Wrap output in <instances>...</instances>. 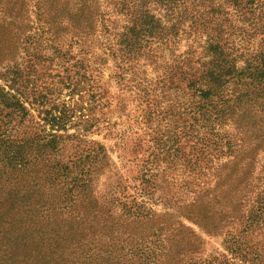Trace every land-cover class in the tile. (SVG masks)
<instances>
[{"label": "rangeland", "instance_id": "obj_1", "mask_svg": "<svg viewBox=\"0 0 264 264\" xmlns=\"http://www.w3.org/2000/svg\"><path fill=\"white\" fill-rule=\"evenodd\" d=\"M100 1L95 17L98 27L86 33L67 18L62 22L66 29L50 25L52 21L43 14L45 6L55 3L64 7V0H0V17L17 15L16 23L0 22V86L11 91L20 85L27 91V114L6 117L14 111L7 108L0 117V133L9 129L6 134L21 146L23 161L27 152L30 160L27 165L10 164L8 152L0 149V264H11L28 254L37 261L41 254H31L30 248L42 245L47 259L52 256L49 264H83L79 252L101 249L111 228L135 230L138 237L145 229L148 239L142 242L134 236L126 240L130 245H125L137 243L140 250L150 246L156 264L175 261L167 255L171 238L191 243L194 234L196 252L185 258L181 253L176 264H254L250 256L246 260L229 251L234 235L242 236V241L253 240L250 234H240L238 226L208 234L185 219L183 227L175 224L166 229L170 223L156 224L151 212L163 213L166 195L179 191L176 182L181 176L167 173V182L160 192L148 195L150 198L142 196L141 188L146 169L158 168L160 163L150 156L157 152L155 139L163 135L165 140L176 124L189 119L185 113L178 118L182 111L170 107L183 104L189 96L179 77L184 65L175 63L191 50L187 61L192 68L215 65L209 63L208 42L211 44L214 39H209L216 34L209 37L208 31L215 26L214 13L220 10H226L229 19L219 24L228 29L223 47L226 65L239 69L253 65V86L258 87L256 91L253 87L249 97L259 101V106L253 105V100L244 104L248 117L240 132L248 124L253 133L264 134V113L258 112L264 98V0H255L253 6L249 0H182L174 7L181 18L177 23L166 18L167 11L158 2L148 0L151 13L161 19L160 26L167 34L161 40L150 38L128 55L116 51L125 24L124 14H118L123 1ZM97 19L109 21L110 31L102 32L103 24ZM113 31L117 36L112 40L109 33ZM12 77L17 84L10 87ZM176 84L180 87L174 88ZM244 84L245 79L242 88L246 89ZM170 113L178 116L173 118ZM227 129L234 133L231 125ZM263 149L264 135L255 152L254 164L260 161L259 168L264 166ZM161 161L165 165V160ZM177 168L180 166H175V172ZM144 203L151 211L142 207ZM174 214L171 223L178 219ZM150 231H155V236H150ZM92 233L94 244H90ZM134 261L140 264L138 257Z\"/></svg>", "mask_w": 264, "mask_h": 264}, {"label": "trees", "instance_id": "obj_2", "mask_svg": "<svg viewBox=\"0 0 264 264\" xmlns=\"http://www.w3.org/2000/svg\"><path fill=\"white\" fill-rule=\"evenodd\" d=\"M121 1L123 2L119 3L121 7L118 9V14H124L125 24L122 27L124 31L116 40V51L127 55L136 53L144 44L151 41L150 38H158L157 40L164 38V34L167 33L160 26L161 19L156 18L148 7V2L151 3L152 0ZM153 1L158 2L161 9L167 11L166 18L171 23L181 21L178 13H174L176 10L174 7L182 0ZM64 2L66 3L64 7L55 3L44 5L43 14H46L47 20L52 21L50 25L55 29H66V26L62 24L64 18L72 21L73 27L82 29L86 33L98 27L95 24V17L99 12L100 0H64ZM254 3L255 0H249L250 6H253ZM39 14L42 15V11ZM214 14L212 21L215 26L208 33L209 37L213 34L216 36L213 35L209 40L214 39V41L211 44L210 41L208 43L212 55L209 63L215 65L206 66L205 63L204 66L192 68L191 61H187L191 50L184 52L186 56L178 57L179 61L175 65H184L179 68L181 72L179 77L186 83L189 96L183 104L179 102L170 107L172 110L176 108L177 111H182L178 118L181 119V115L185 113L189 119L182 121L181 125L176 124L171 130L172 133L168 134L165 140H162L163 135L155 139L157 152L152 151L150 156L160 160V163L156 165L158 168L150 167L144 172L143 178L145 176V179L142 180L144 186L141 188V193L144 197L148 195L152 197L156 191L160 192L163 182H167L165 180L167 173H174L176 178L181 176L182 180L179 183L175 181L179 191L172 195H166L163 213L157 215V213L151 212L152 219L156 218V224L170 223L164 227L166 229L175 224L178 227H183L185 225L182 219H185L208 234L222 233L225 228L238 226L240 234H250L253 240L252 242L251 239L242 241V236L237 238L234 235L232 248L229 251L246 260L250 256L254 264H261L264 262V166L259 168L260 161L255 166L254 159L264 134L262 132L253 133V127L251 129L248 124H244L245 129L240 132L243 119L248 117L244 104H249L253 100V105L259 106V101L249 97L253 95V87L255 91L258 90V87L253 86V65H248L245 69H239L236 65H226L223 47L227 45L228 29L219 24L229 21L226 19L228 13L226 10H220ZM16 18L17 15L12 17L4 14L0 17V22L16 23ZM97 20L100 23V20ZM101 23L103 24L102 32H109V21L102 19ZM176 26L175 24L173 28L171 26V33L175 32L173 29ZM114 32L116 31L109 33L112 40L117 36L113 35ZM175 36L171 35V37ZM165 41L163 40L162 43ZM244 79V85L248 86L246 89L242 88ZM9 82L13 83L10 87L17 84L13 77ZM179 87V84L174 86V88ZM26 94L27 91L20 88V85L11 88V91H6L0 86V117L7 108H13L14 111L8 113L9 115L6 117L13 113L27 114L26 100L24 99ZM258 112L264 113V98L263 106ZM170 116L174 118L178 116V113H170ZM173 123H176V120ZM228 125L233 127L234 133L228 131ZM8 130L0 133V149L3 152H8L6 159L10 160V164L20 162L19 165H27L30 161L27 158L28 152L25 161H23V154L20 151L22 148L17 146L18 143L11 141V134H6ZM12 147H16V149ZM161 160H165V165H161L163 163ZM150 165H154L153 161ZM175 166H180L177 168V172L174 170ZM162 168L163 170H161ZM63 169L65 170V167ZM160 170L161 173H159ZM149 188L152 191H149ZM167 192L172 193L171 190ZM164 193L166 194V192ZM142 207L149 208L150 211L152 209L145 203ZM174 213L178 214V219L175 223H171L175 216ZM144 218L147 219L148 214ZM122 230L124 231L111 228L109 235H106L107 244L96 252L81 250L79 257L83 258V264H123L124 261H127L128 264H137L134 257H138L140 264H156L155 251L151 250L150 246L140 250L139 245L137 248V243H131V247L125 245H130L131 242L126 240L137 236L135 230L131 232L126 228ZM174 231L176 232V228ZM145 232L144 229L138 233L141 236H137L139 241L144 242L145 239H148ZM150 236H155V231H150ZM194 237V242L186 241L185 244H181V241L177 242L175 236L170 239L167 255L169 254L168 257L175 261H169V264L179 262L177 258L181 253L185 258L188 254L196 252L197 236L194 234ZM90 239H92L90 244H94L95 235L93 233L90 235ZM128 247L130 248L125 253ZM46 249L48 252L49 248ZM30 250L31 254L34 251L41 254L37 261L32 260L28 254L11 264H49L51 262L52 256L49 255L48 259L50 260L47 259L43 245L40 248L31 247Z\"/></svg>", "mask_w": 264, "mask_h": 264}]
</instances>
